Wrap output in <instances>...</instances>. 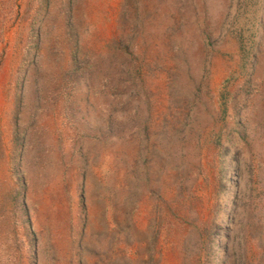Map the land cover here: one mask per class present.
Segmentation results:
<instances>
[{"label":"rangeland","instance_id":"rangeland-1","mask_svg":"<svg viewBox=\"0 0 264 264\" xmlns=\"http://www.w3.org/2000/svg\"><path fill=\"white\" fill-rule=\"evenodd\" d=\"M263 110L264 0H0V264H264Z\"/></svg>","mask_w":264,"mask_h":264},{"label":"bare ground","instance_id":"bare-ground-1","mask_svg":"<svg viewBox=\"0 0 264 264\" xmlns=\"http://www.w3.org/2000/svg\"><path fill=\"white\" fill-rule=\"evenodd\" d=\"M196 17V16H195ZM201 17V16H200ZM197 18V17H196ZM214 22V21H213ZM190 28V27H189ZM184 31V30H183ZM195 39V38H194ZM210 65V64H209ZM218 67V66H217ZM208 68V67H207ZM206 70V69H205ZM212 70V69H211ZM210 73V72H209ZM201 75V74H200ZM204 80V79H203ZM261 103H263V102H261ZM260 105H262V104H260ZM258 106V105H257ZM261 107H263V106H261ZM258 110H259V107H258ZM262 110V109H261ZM264 111V110H263ZM264 113V112H263Z\"/></svg>","mask_w":264,"mask_h":264}]
</instances>
